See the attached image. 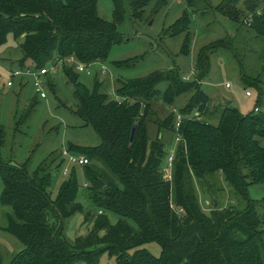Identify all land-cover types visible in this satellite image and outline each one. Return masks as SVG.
<instances>
[{"label":"trees","instance_id":"trees-1","mask_svg":"<svg viewBox=\"0 0 264 264\" xmlns=\"http://www.w3.org/2000/svg\"><path fill=\"white\" fill-rule=\"evenodd\" d=\"M111 1L114 20L108 22L98 18L97 0H0V45L9 33L14 39L22 38L18 69L48 66L70 55L83 64L103 61L111 46L124 39L116 29L124 3L131 17L137 18L150 0ZM185 6L165 30L171 36L186 33L180 48L184 55L190 53L189 12L204 14L211 9L235 22L246 19L247 28L264 37V0H219L215 5L210 0H185ZM223 46L224 39L202 46L189 80L177 68L122 82L117 88L120 100L109 99L97 78L91 91L74 83L78 101L74 112L99 138L95 146L68 144L69 152L88 159L82 166L86 177L82 188L97 211L85 215L82 223L91 221L92 226L75 236L74 243L63 236V220L84 210L76 201L79 184L73 169L52 199L47 190L52 181L49 165L29 171L27 164L0 159V203L13 211L6 230L24 246L9 264H99L103 252L114 257V264H264V198L250 199L247 191L248 184L264 182V112L243 113L226 102L212 112L201 87L210 68V54ZM127 62L115 60L113 64ZM62 68L75 82V70ZM162 81L167 83L162 96L170 103L182 93H191L178 110L183 115L178 131L176 113L163 119L147 114L151 100L161 94L157 86ZM251 85L261 94L259 79ZM33 100L28 112L34 108ZM217 112L218 122L213 124L207 117ZM147 121L158 129L154 139L148 136ZM3 131L0 122V148ZM163 132L180 135L170 181L162 172L168 151ZM218 174L231 186L235 205L214 209L213 198L218 201L224 192ZM212 175L217 183L202 185L213 204L205 212L193 180ZM215 183L218 187L212 188ZM257 207L263 212L258 213ZM108 212L117 216L116 223L110 222ZM151 242L160 246L158 256L135 249Z\"/></svg>","mask_w":264,"mask_h":264},{"label":"rangeland","instance_id":"rangeland-1","mask_svg":"<svg viewBox=\"0 0 264 264\" xmlns=\"http://www.w3.org/2000/svg\"><path fill=\"white\" fill-rule=\"evenodd\" d=\"M218 1L210 0L214 5ZM124 8L121 19L116 21V29L123 35V41L111 46L105 60L97 61L99 63H85L84 65L91 70L90 73L75 71L78 74L75 82L69 79L62 67L49 73L45 78L44 98H39L35 94L29 77H25L20 83L15 79L13 85L6 84L8 74L5 70L14 69L17 59L22 57L19 47L22 38L14 39L9 33L6 43L0 45V122L4 127V143L0 148V159L10 163L27 164L29 171L49 165L48 171L52 181L47 190L52 199H55L61 182L68 180L71 175V172L63 175L62 166L70 168L71 165L64 155L55 160L51 159L61 153L62 149L68 150V144L87 147L99 143V138L92 127L85 124L74 112L78 105L77 98L74 96V83L83 87L85 91H91L94 78H97L107 90L109 99L120 100L117 88L122 86V82L131 78L145 77L161 69L177 68L182 76L192 78L199 49L207 43L224 39L226 46L210 54V68L201 81V87L209 97L207 109L214 112L217 107L227 102L243 113L252 112L255 104L260 111L264 112V37L254 35L247 28L246 24L249 20L235 22L211 9L202 15L189 12L190 53L184 55L180 52V48L186 33L171 36L167 35L165 30L187 9L185 0H150L144 5L137 18L131 17L127 3H124ZM96 9L98 18L108 22L114 20L111 0H97ZM115 60H129V62L114 66ZM101 64L107 70H101ZM255 79L261 81V94L255 85H251ZM166 87L167 83L164 81L157 86L161 94L151 100L150 108L147 109L151 119H163L170 113H178V110L190 99L191 93L186 92L178 95L170 103L162 96ZM246 91L250 92L249 96L245 94ZM31 100L35 102V105L33 110L28 112ZM23 115L25 118L22 117ZM218 116L217 112L215 118L207 117V119L216 124ZM146 123L148 136L154 139L158 129L154 122ZM162 134L167 141L168 150L173 146L171 134L168 132ZM262 142L264 144V140ZM72 169L79 184L76 201L84 210L74 212L63 220L62 233L70 243H74L75 236L85 234L92 226L91 221L82 223L84 216L89 213L96 214L97 211L90 204L82 188L86 183L82 167L72 166ZM218 176L224 189V192L219 194L218 207L226 208V206L235 205L231 186L224 180L222 174ZM215 180L217 179L214 175L201 181L197 178L193 180L195 188L198 189L199 204L205 212L211 210L213 204L212 199L204 194L202 185L214 184ZM216 183L212 188L218 187ZM1 190L2 179H0V192ZM247 191L250 199L264 198V182L248 184ZM257 211L262 213V207H257ZM12 213L8 205L0 203V264H9L13 256L24 247L16 236L6 230L8 218L12 216ZM108 218L113 224L118 219L111 212H108ZM262 227L264 229V225ZM139 248L152 252L155 256L161 252L156 242L146 243L135 249ZM261 248L264 253V241ZM134 250L129 252L132 253ZM99 264H114V257L103 252L99 258Z\"/></svg>","mask_w":264,"mask_h":264},{"label":"built area","instance_id":"built-area-1","mask_svg":"<svg viewBox=\"0 0 264 264\" xmlns=\"http://www.w3.org/2000/svg\"><path fill=\"white\" fill-rule=\"evenodd\" d=\"M95 63H99V62H95ZM68 66V67H72L73 70L78 71V72H87L90 73L91 70H89V68L84 65L83 63L79 62L73 55H70L69 57H66L64 59H54L53 62H51L48 66H41L39 68H24V69H18V68H14L11 69L9 68V70H5V72H7L8 74V80L6 81L7 86L13 85L14 84V80L16 79L19 83L22 81V79H24L25 77H29L32 87L34 88L35 94L37 96H39V98H44L45 97V90H44V83H45V78L46 76L53 72L54 70H56L58 67H62V66ZM101 70L105 71L107 70L105 68L104 65L101 64ZM194 72V70H193ZM192 72V74H193ZM184 80H189L190 77H186L183 76L182 77ZM229 84L227 83V86ZM245 94L247 96L250 95L249 91H246ZM254 111L258 110L257 106H254ZM173 111H175V109H173ZM194 115H199V113L197 111L193 112ZM183 118V115L181 113H176V122L174 125V128L176 129V131H178V126L181 122ZM180 140V135L179 134H175V141L178 143V141ZM176 143V144H177ZM175 150H176V146H171L168 149V152L166 154L165 157V165L164 168L162 170L163 175H164V179L166 181H170L172 179V175H171V168H172V164H173V158H174V154H175ZM66 156L67 157V162L71 165L70 168L67 167H63L61 169V172L63 175H67L68 173H70V171L72 170V166H79L82 167L84 165H87L88 163V159L83 157V156H79L75 153H71L69 152V150L67 149H62L61 151V156Z\"/></svg>","mask_w":264,"mask_h":264},{"label":"crops","instance_id":"crops-1","mask_svg":"<svg viewBox=\"0 0 264 264\" xmlns=\"http://www.w3.org/2000/svg\"><path fill=\"white\" fill-rule=\"evenodd\" d=\"M193 14H194V13H193ZM197 14H200V13H197ZM200 15H202V14H200ZM17 60H18V59H17ZM34 92H35V91H34ZM225 98H226V97H225ZM226 99L229 101L228 98H226ZM226 103H227V102H226ZM258 110H259V107H258ZM163 135H164V134H162L161 137H162ZM171 138H172V140H173V142H172L173 144H172V143H169V144H172L173 146H174V145H177V144H176L177 142L175 141V137H172V135H171Z\"/></svg>","mask_w":264,"mask_h":264},{"label":"water","instance_id":"water-1","mask_svg":"<svg viewBox=\"0 0 264 264\" xmlns=\"http://www.w3.org/2000/svg\"><path fill=\"white\" fill-rule=\"evenodd\" d=\"M95 76H97V75H95ZM101 185H103V182H101ZM103 188L106 189V186L104 185ZM213 204H214V209H216L218 207V204H217V200L215 198H213Z\"/></svg>","mask_w":264,"mask_h":264}]
</instances>
